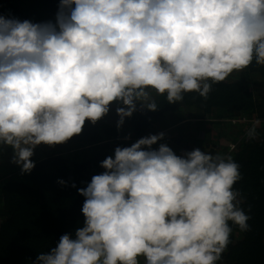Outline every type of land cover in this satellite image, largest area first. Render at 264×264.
Instances as JSON below:
<instances>
[{
	"label": "clouds",
	"instance_id": "obj_1",
	"mask_svg": "<svg viewBox=\"0 0 264 264\" xmlns=\"http://www.w3.org/2000/svg\"><path fill=\"white\" fill-rule=\"evenodd\" d=\"M254 61L264 66V0H59L55 22L0 15V152L11 147L30 174L38 146L67 143L113 103L119 129L138 104L207 100ZM164 137L116 147L79 189L83 227L34 264H218L233 226L251 229L234 187L241 166L219 151L152 147Z\"/></svg>",
	"mask_w": 264,
	"mask_h": 264
},
{
	"label": "trees",
	"instance_id": "obj_2",
	"mask_svg": "<svg viewBox=\"0 0 264 264\" xmlns=\"http://www.w3.org/2000/svg\"><path fill=\"white\" fill-rule=\"evenodd\" d=\"M58 8L59 0H0V15L33 23L55 22ZM262 80L264 66L254 61L243 72H234L225 82L213 85L207 100L189 93L181 104H169L157 96L159 109L154 112L141 111L138 104L133 116L125 119L127 135L118 133L104 117L95 125L86 121L82 134L67 143L38 146L32 157L36 167L30 174L22 175L19 166L0 171V264H34L37 256L55 247L62 235H74L85 219V197L79 189L105 171L101 162L114 157L116 147H129L153 127L163 124L166 128L171 121L181 120L179 115L184 113L195 119L198 130L205 125L214 130V125L224 124L244 129L242 125L260 121L255 139L245 135L227 153L241 166L242 180L234 187L242 194L251 229L241 232L233 226L232 242L218 264H264V99L252 88ZM180 141L166 137L152 147L158 149L163 143L175 149ZM11 150L7 147L0 152V159ZM60 180L66 185L58 183Z\"/></svg>",
	"mask_w": 264,
	"mask_h": 264
},
{
	"label": "rangeland",
	"instance_id": "obj_3",
	"mask_svg": "<svg viewBox=\"0 0 264 264\" xmlns=\"http://www.w3.org/2000/svg\"><path fill=\"white\" fill-rule=\"evenodd\" d=\"M252 88L254 94L258 98L264 99V80L255 83ZM118 106L123 105L113 103L110 106V112L106 116H104V119H106L110 123V125H113L116 128L117 122L120 119L119 115L116 112V108ZM179 117H181L182 119L174 122L171 121V123L166 128L163 127V124H159L158 126L153 127V130L150 131L148 135H146H158L159 133L163 132L165 133L164 139L166 137H171L175 140V142L181 140L179 143H176L179 144L178 148L173 149V151L179 156H183L185 152L192 151L197 148L201 149L202 151H210L213 155H215L217 151L221 152L222 154H227L237 146L238 142H240V139H242L243 136L247 135V132L252 127V124L250 123L247 126L242 125L244 129L235 128V125L232 124L231 125L233 127H229L228 124L227 126L224 124L223 126L214 125V130H210L209 128H207V125H205L204 128L198 130L195 124H193L195 123V119L190 114H180ZM126 126L127 123H124L122 128H117L119 131L118 133L121 134L125 132V135H127L128 130L126 129ZM12 156L13 150H11L9 153H6L5 158L0 159L1 172H4L8 166H16V168L18 167L11 162L12 159L10 158Z\"/></svg>",
	"mask_w": 264,
	"mask_h": 264
}]
</instances>
